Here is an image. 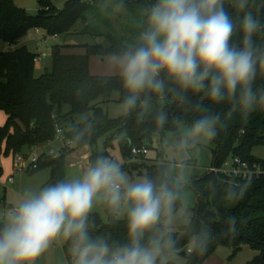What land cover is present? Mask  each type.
<instances>
[{"label": "clouds", "instance_id": "1", "mask_svg": "<svg viewBox=\"0 0 264 264\" xmlns=\"http://www.w3.org/2000/svg\"><path fill=\"white\" fill-rule=\"evenodd\" d=\"M241 13L239 19L226 10V0H155L145 10L146 26L138 43L126 47L113 64L128 95L126 112H147L151 93L163 100L165 78L184 94H203L212 104L232 103L231 118L239 107L241 116L264 111V94L257 97L253 84L258 70L264 72V47L255 44L264 32V0H228ZM241 39L233 43L235 34ZM162 74H164L162 76ZM205 112L179 142L180 149L197 140L211 141L218 134L221 113ZM156 122H169L159 112ZM183 167V165H179ZM182 177L163 173L131 179L116 161L99 156L71 180H59L38 191L26 189L0 219V264H35L54 242L69 241L71 264H172L178 255L175 205ZM243 190L233 187L228 199H242ZM101 200L114 217L126 216L127 242H110L93 236L89 215ZM183 215V210L179 213ZM232 230L236 217L228 218ZM215 239L203 226L186 245L189 254H204Z\"/></svg>", "mask_w": 264, "mask_h": 264}, {"label": "trees", "instance_id": "2", "mask_svg": "<svg viewBox=\"0 0 264 264\" xmlns=\"http://www.w3.org/2000/svg\"><path fill=\"white\" fill-rule=\"evenodd\" d=\"M122 1L131 4L140 2L142 5L146 0ZM147 2L151 5L155 0ZM38 4L39 12L31 15L15 0H0V39L14 45L31 29H43L50 36L68 35L79 20L85 23L83 33L89 34L93 20L97 19V16L93 15L92 18L86 15L88 12L97 15L95 2L68 0L61 9L51 0H38ZM225 7L234 20L240 18L241 13L227 0ZM260 18L264 23V15ZM145 25L146 16L140 33ZM98 35H104L106 43L79 45L85 49L84 54L63 52L65 47L77 45L53 46L51 67L38 76L35 68L39 54L26 45L0 52V111L8 115L6 123L0 126V154L9 156L12 153L14 156L25 148L53 142L57 127H60L65 139L72 141V145L56 156L42 153L38 168L32 171L50 168L51 178L46 185L64 180L67 152L86 145L93 149L103 136L106 137V150L100 153L93 149L90 163L101 155L111 159L108 148L113 146L115 138L120 137L122 155L126 160H131L122 165L123 170H140L141 165L132 160V147H148L155 136H165L167 132L175 131L182 125L191 126L205 114L196 107L197 104H203L208 112L221 113L223 125H218V134L213 139L211 167H220L232 156L264 164V159L253 155L256 146L264 147V111L257 109L243 118L237 106L231 118H226L232 107L231 102L212 104L203 94L194 95L191 92L184 94L181 99L177 86L166 77L163 100L151 93L145 94L151 97L147 112L138 107L120 117H110L99 99L109 101L113 93L117 92L118 102L124 104L127 90L119 75H93L90 72V58L117 56L126 47L138 43V40L129 44L111 32ZM240 39L239 34H235L233 43H238ZM254 41L258 47H264V32L257 33ZM253 89L258 99L264 94V72L258 70ZM161 111L166 112L169 117V122L163 127L155 119ZM88 112H92V115L86 118L85 114ZM159 154L162 155L163 152ZM143 167L144 170H140V173L146 176L155 179L163 173L169 177L166 164H145ZM192 187L198 196L194 216L182 230L175 231L178 252L186 258V264H203L219 246L230 247L233 254L244 246H249L258 254L247 264H264V174L251 180H239L229 178L221 172L210 171L203 177L194 179ZM233 187L237 192H245L242 199L226 198ZM179 192L176 213L182 206L180 186ZM104 208L107 221L98 213L89 215L92 235L106 236L110 242H127V219L114 217L105 204ZM230 216H235L237 220L234 231L228 223ZM203 226L212 230L215 239L204 254L198 251L189 254L186 250L187 242ZM69 244L67 241L64 252L71 264Z\"/></svg>", "mask_w": 264, "mask_h": 264}, {"label": "rangeland", "instance_id": "3", "mask_svg": "<svg viewBox=\"0 0 264 264\" xmlns=\"http://www.w3.org/2000/svg\"><path fill=\"white\" fill-rule=\"evenodd\" d=\"M52 3L59 9L63 8L66 1L68 0H51ZM86 2H95L97 5V15L86 13L87 16L92 17L97 16L93 20V25L89 29V34L83 33L84 21L79 20L77 24L71 29L68 35H57L50 36L43 29H31L26 35H24L16 44L11 45L10 43L0 39V52L9 51L10 48L14 49L23 45H26L30 50L38 53L39 56L36 59V65L38 61L42 62V67H51V49L57 44L63 43H106V37L104 35H98L101 33L111 32L120 39L126 40L127 43H133L138 40L140 34V28L144 24L145 10L150 5L146 0L142 5L140 2L126 3L122 0H83ZM15 2L26 9V11L31 15H36L39 12L38 0H15ZM93 16V17H94ZM92 17V18H93ZM146 26V25H145ZM81 31L80 34L76 32ZM72 33H75L74 35ZM66 50H84L83 47H65ZM114 56L106 57H96L99 62L105 64L104 68L109 71L118 74L116 67L113 64ZM39 59V60H38ZM97 69V68H96ZM98 69H100L98 67ZM44 71V70H43ZM92 71H95L93 68ZM99 71V70H98ZM41 70L35 68L36 75H39ZM113 75V74H111ZM119 94L117 92L113 93L109 101H105L104 98L99 99L102 107L108 112L109 116L112 118L120 117L126 114L124 104L118 102ZM66 110L68 107L65 108ZM92 112L85 114V117H90ZM191 128L188 125H182L175 131H169L165 136H155L152 142L148 146V154L146 158H137L133 161L141 165L140 170H144L145 164H166L167 165V175L171 178L182 177L180 187H181V200L182 206L177 212L178 218L175 221L176 231L183 229L184 225L188 224L192 217L194 216V211L197 204V192L192 187V182L194 179H199L203 177L206 173L211 171L212 166V149H213V139L211 141L207 140H197L193 147L186 149L179 148V142L184 137L185 133ZM106 137H101L94 146V150L103 153L106 150L105 146ZM120 137H117L113 141V146L108 148L110 156L117 159V163L120 165L124 164L126 159L122 155L119 147ZM60 144L58 140L53 146L54 149H60ZM42 148V146H40ZM83 147L77 148L73 152H67L66 154V167L64 180H71L80 177L83 172L77 168L68 166V163L73 159L72 156L79 155L82 153ZM159 152H163L162 155ZM72 153V155H70ZM49 154V153H48ZM253 155L264 159V147L256 146L253 149ZM2 155L0 156V217L2 219V214L12 207L20 195L26 189H31L33 191H38L41 187L46 186V182L49 179L50 168L46 171H36L32 173L16 174L15 176L9 175L5 176L6 166L2 167ZM183 165L180 167L179 165ZM7 165V162H6ZM138 166V165H137ZM4 169V172H3ZM44 170V169H43ZM140 170L133 169L124 170L131 179H138L140 177L146 176V174H141ZM42 171V172H41ZM12 177L13 180L9 181ZM183 210V215L179 213ZM91 213H98L104 221L108 220L105 212L104 203L101 200H97ZM120 219L126 218V216L121 215L118 217ZM67 241H57L52 244L46 253H44L40 258L35 261V264H69L65 253L64 246ZM258 252L249 246H244L238 253L233 254V250L227 246H219L217 250L209 256L203 264H247L252 261ZM175 264H186V258L178 252L175 257Z\"/></svg>", "mask_w": 264, "mask_h": 264}, {"label": "built area", "instance_id": "4", "mask_svg": "<svg viewBox=\"0 0 264 264\" xmlns=\"http://www.w3.org/2000/svg\"><path fill=\"white\" fill-rule=\"evenodd\" d=\"M39 60V59H38ZM60 141L62 143L59 151L52 150L49 154L58 155L62 153L67 147L72 145V141L66 140L63 134V130L57 127L56 139L55 141ZM148 147H132L133 159L141 158L148 154ZM40 155L35 147H32L30 152H18L13 156V169L16 173L23 175L24 173H31L38 168V162L40 160ZM117 161L115 157L111 158ZM131 160H127V163ZM211 171L221 172L229 178L239 179V180H251L260 177L264 174V164L260 162H249L242 159L239 156H232L225 160L220 167H212ZM13 178L10 177L9 181ZM1 219V217H0Z\"/></svg>", "mask_w": 264, "mask_h": 264}, {"label": "crops", "instance_id": "5", "mask_svg": "<svg viewBox=\"0 0 264 264\" xmlns=\"http://www.w3.org/2000/svg\"><path fill=\"white\" fill-rule=\"evenodd\" d=\"M228 1V0H227ZM36 32H38V30H35ZM81 33V31H78V32H76V34H80ZM73 35L75 34V33H72ZM67 43H63V44H60V45H66ZM68 44H71V43H68ZM82 44H84V43H82ZM81 43L80 44H78V43H72L71 45H77V46H72V47H79V45H82ZM70 47V46H69ZM72 47H70V48H72ZM11 49V48H10ZM63 52H65V53H75V54H84L85 53V49L84 50H80V49H78V50H75V49H71V50H66L65 48L63 49ZM96 57H98V56H92L91 58H90V72L93 74V75H111V74H113V75H115L114 73H112L111 71H109L107 68H104V66H105V64H103L102 62H99L98 60H96V59H98V58H96ZM42 62H40V61H38V64L36 65L37 66V69H39V70H41V72L39 73V75L41 74V73H43V70H45L46 68H48V67H45V69H43V67H42ZM98 67L100 68V69H98ZM93 68L95 69V71H92L93 70ZM97 68V69H96ZM99 70V71H98ZM117 75H119V74H117ZM38 76V75H37ZM7 118H8V115L4 112V111H0V126H3L5 123H6V121H7ZM60 142V141H59ZM56 144V141H53V142H50V143H46V144H43V145H38V146H35V148L37 149V151H38V153L39 154H42V153H50L52 150H55V151H59V149L58 150H56V149H54V145ZM40 146H42V148L40 147ZM61 146H62V144H60V148H61ZM3 147H4V145H3ZM31 149L32 148H25L24 150H23V152L24 153H26V152H30L31 151ZM83 151H82V153H80L79 155H75V156H72V160L68 163V166L70 167V168H72V167H77V168H79L82 172H84V170L89 166V164H90V159H91V156H92V151H93V149H92V147L91 146H89V145H86V146H84L83 148ZM76 150V149H75ZM74 151V150H73ZM72 151V152H73ZM2 155V161H1V163H2V167H3V165H5L6 166V170H5V176L7 177V176H9V175H12V176H15L16 174H18V173H16L15 171H14V169H13V154L11 153L9 156H6V155H4L3 153L2 154H0V156ZM70 155H72V153L70 154ZM6 162H7V165H6ZM125 163H127V160L125 161ZM124 163V164H125ZM67 164V163H66ZM124 164H122V165H124ZM121 165V166H122ZM48 168H44V170L43 169H41L42 171H46ZM41 171V172H42ZM3 172H4V169H3ZM50 175V177H49V179L47 180V182L50 180V178H51V169H50V173H49ZM47 182H46V184H47ZM45 184V185H46ZM65 253V252H64ZM66 256V255H65ZM67 259V258H66Z\"/></svg>", "mask_w": 264, "mask_h": 264}, {"label": "water", "instance_id": "6", "mask_svg": "<svg viewBox=\"0 0 264 264\" xmlns=\"http://www.w3.org/2000/svg\"><path fill=\"white\" fill-rule=\"evenodd\" d=\"M197 200H198V198H197Z\"/></svg>", "mask_w": 264, "mask_h": 264}]
</instances>
